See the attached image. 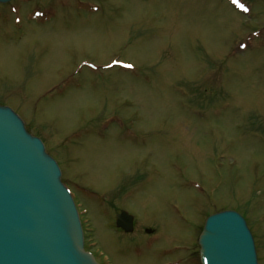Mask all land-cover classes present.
I'll list each match as a JSON object with an SVG mask.
<instances>
[{
	"label": "rangeland",
	"instance_id": "1",
	"mask_svg": "<svg viewBox=\"0 0 264 264\" xmlns=\"http://www.w3.org/2000/svg\"><path fill=\"white\" fill-rule=\"evenodd\" d=\"M0 105L56 161L98 264H199L224 210L264 264V0L0 4Z\"/></svg>",
	"mask_w": 264,
	"mask_h": 264
},
{
	"label": "water",
	"instance_id": "2",
	"mask_svg": "<svg viewBox=\"0 0 264 264\" xmlns=\"http://www.w3.org/2000/svg\"><path fill=\"white\" fill-rule=\"evenodd\" d=\"M60 177L41 140L0 105V264H96L83 250L78 214ZM132 222L124 211L115 217L124 232ZM197 244L200 264H258L246 222L232 210L208 216Z\"/></svg>",
	"mask_w": 264,
	"mask_h": 264
},
{
	"label": "flooded vegetation",
	"instance_id": "3",
	"mask_svg": "<svg viewBox=\"0 0 264 264\" xmlns=\"http://www.w3.org/2000/svg\"><path fill=\"white\" fill-rule=\"evenodd\" d=\"M121 210H122V209H121ZM121 210H119V211H121ZM119 211H118V212H119ZM118 212H117L115 215H117ZM136 225H137V223H136L135 219L133 218L132 229H131L130 232H124L123 230L116 228V227H115V222H114V229H115L117 232H119L121 235H123V236H127V235H131V234L134 233V230H135V228H136ZM144 233L147 235V236L145 237V239H147V240H152V239H155V238L157 237V234H155L154 231H149V233H147V229H145V230H144ZM155 236H156V237H155ZM138 243L141 244V245H143L144 242L140 241V242H138ZM136 256H138V255H136ZM163 264H184V263H180L179 260H173V261L165 262V263H163Z\"/></svg>",
	"mask_w": 264,
	"mask_h": 264
}]
</instances>
